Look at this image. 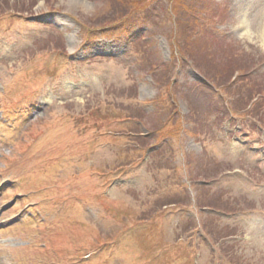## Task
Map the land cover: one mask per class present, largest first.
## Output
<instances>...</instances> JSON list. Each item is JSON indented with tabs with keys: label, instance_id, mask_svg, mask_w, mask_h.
<instances>
[{
	"label": "rangeland",
	"instance_id": "obj_1",
	"mask_svg": "<svg viewBox=\"0 0 264 264\" xmlns=\"http://www.w3.org/2000/svg\"><path fill=\"white\" fill-rule=\"evenodd\" d=\"M132 1L0 0V264H264V0Z\"/></svg>",
	"mask_w": 264,
	"mask_h": 264
},
{
	"label": "trees",
	"instance_id": "obj_2",
	"mask_svg": "<svg viewBox=\"0 0 264 264\" xmlns=\"http://www.w3.org/2000/svg\"><path fill=\"white\" fill-rule=\"evenodd\" d=\"M133 4H134V0L131 2V4H130V5H133ZM130 5H129V6H130Z\"/></svg>",
	"mask_w": 264,
	"mask_h": 264
}]
</instances>
